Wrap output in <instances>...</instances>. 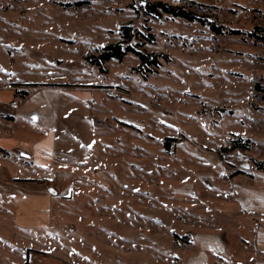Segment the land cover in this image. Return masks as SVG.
Returning <instances> with one entry per match:
<instances>
[{
    "label": "rangeland",
    "instance_id": "374dc122",
    "mask_svg": "<svg viewBox=\"0 0 264 264\" xmlns=\"http://www.w3.org/2000/svg\"><path fill=\"white\" fill-rule=\"evenodd\" d=\"M156 2L172 0H0V44L30 82L103 89L72 201L0 264H264V218L239 205L264 204V0H201L195 21ZM123 40L159 64L88 61Z\"/></svg>",
    "mask_w": 264,
    "mask_h": 264
},
{
    "label": "crops",
    "instance_id": "0c3cea01",
    "mask_svg": "<svg viewBox=\"0 0 264 264\" xmlns=\"http://www.w3.org/2000/svg\"><path fill=\"white\" fill-rule=\"evenodd\" d=\"M3 48L0 44L2 251L16 245L18 238L26 241L22 235L49 232L58 208L72 201L76 168L97 141L94 111L99 112V106L91 105V94L103 91L90 84L30 82L26 78L33 65L30 60L16 64ZM21 90L28 95H17ZM242 201L239 205L247 216L264 218V204L254 201L257 206L251 211ZM207 253L220 257L215 250Z\"/></svg>",
    "mask_w": 264,
    "mask_h": 264
},
{
    "label": "trees",
    "instance_id": "16d2710c",
    "mask_svg": "<svg viewBox=\"0 0 264 264\" xmlns=\"http://www.w3.org/2000/svg\"><path fill=\"white\" fill-rule=\"evenodd\" d=\"M144 7H145V11L148 14L155 16V17H160L164 13V14H169L174 17H178V18L185 19L188 21L203 20L202 17H200L194 11L186 10L182 7H174L164 2L146 3ZM212 29L213 31L217 33H221V30L215 26H212ZM258 30L260 32L264 31L261 29H258ZM123 31H124L123 33L124 38L131 37L129 27L124 28ZM128 53H134L140 59L143 65H158L159 64L158 62L159 56L157 55L147 56L143 54L142 52L136 50L133 46L127 44L125 40L117 42L115 44L107 45L106 47L103 48V50L98 55L89 57L88 61L90 62V64L96 65L97 67H99L100 70L103 72L105 71L103 68L104 63L109 62L111 60L122 61L123 58ZM32 86L37 87L38 85H32ZM16 94L19 95L20 97H24L28 95V91L21 90V91H17ZM170 141H174V140H171V138L166 139L165 141L166 149L168 146H170ZM239 147H242V146H238V144L235 142V144L231 148L224 149V152L236 150ZM253 163L259 171L264 172V161L254 160ZM175 239L176 240L182 239V241L185 242L187 240V236L180 238L177 234H175Z\"/></svg>",
    "mask_w": 264,
    "mask_h": 264
},
{
    "label": "built area",
    "instance_id": "2783aa9c",
    "mask_svg": "<svg viewBox=\"0 0 264 264\" xmlns=\"http://www.w3.org/2000/svg\"><path fill=\"white\" fill-rule=\"evenodd\" d=\"M201 0H172L171 3H168L174 7H182L186 10H191L194 11V7H198L200 4Z\"/></svg>",
    "mask_w": 264,
    "mask_h": 264
},
{
    "label": "snow or ice",
    "instance_id": "6c2138e0",
    "mask_svg": "<svg viewBox=\"0 0 264 264\" xmlns=\"http://www.w3.org/2000/svg\"><path fill=\"white\" fill-rule=\"evenodd\" d=\"M33 120H35V117H33Z\"/></svg>",
    "mask_w": 264,
    "mask_h": 264
}]
</instances>
